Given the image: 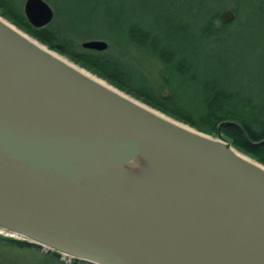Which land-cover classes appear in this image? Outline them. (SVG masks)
<instances>
[{
    "label": "water",
    "instance_id": "obj_1",
    "mask_svg": "<svg viewBox=\"0 0 264 264\" xmlns=\"http://www.w3.org/2000/svg\"><path fill=\"white\" fill-rule=\"evenodd\" d=\"M22 13L53 17L43 0ZM1 19V230L84 264H264V167L218 136L226 122L201 134ZM138 155L153 174L131 194L83 185Z\"/></svg>",
    "mask_w": 264,
    "mask_h": 264
},
{
    "label": "trees",
    "instance_id": "obj_2",
    "mask_svg": "<svg viewBox=\"0 0 264 264\" xmlns=\"http://www.w3.org/2000/svg\"><path fill=\"white\" fill-rule=\"evenodd\" d=\"M21 4L0 0V17L47 50L201 134L216 138L217 126L226 122L218 136L264 166V0H78L66 12L52 10L51 22L41 28L26 21ZM223 10L232 12V22L218 20ZM89 40L104 42L106 49H82ZM151 65L158 68L160 85L143 73ZM183 90L189 99L180 105L176 96ZM196 117L211 130H200ZM0 244L39 249L1 237ZM45 254L51 263L58 257Z\"/></svg>",
    "mask_w": 264,
    "mask_h": 264
},
{
    "label": "rangeland",
    "instance_id": "obj_3",
    "mask_svg": "<svg viewBox=\"0 0 264 264\" xmlns=\"http://www.w3.org/2000/svg\"><path fill=\"white\" fill-rule=\"evenodd\" d=\"M15 1H17V2L22 1L21 5H23V2H24V0H15ZM44 1L51 8V10H53L54 12H57L58 10H64V12H66V11H68L69 8L76 6L77 5L76 3L78 0H44ZM21 8H22V6H21ZM64 59H66V58H64ZM69 62H71V61H69ZM143 64L148 65V63L146 61L143 62ZM73 65H75V64H73ZM75 66H77V65H75ZM157 70H158L157 66L154 67L153 65H151L150 67H146L145 69L143 68V73L145 74V76L148 78V80L151 83H154L155 85H160ZM166 92L167 91H163V94ZM188 99H189V93H187L186 90L179 91L178 95L176 96V100L178 101V104H180V105L186 104ZM234 108L237 109L238 105H235ZM181 113L183 114V112H181ZM169 118L173 119L172 117H169ZM179 123H182V122L179 121ZM193 123L196 126H198V128L200 130H203V131L208 130V132L211 130V128L209 127L210 123L208 124V122H202L199 120V118L197 119V117L193 118ZM182 124L186 125L185 123H182ZM186 126H188V125H186ZM188 127H190V126H188ZM190 128H192V127H190ZM192 129H194V128H192ZM246 157H248V156H246ZM259 165H261V164H259ZM0 237L3 239H12V240L21 241V240H18V238H14L13 236H11L9 234H5V235L0 234ZM45 256H47V258H45ZM53 260L54 261L51 263L50 262L51 259H48V254H45V250L41 249V248H39V249H32V248L17 249V248H14L12 245L7 247L6 244L5 245L0 244V264H58L57 261L60 262L61 264H70L71 263L70 260L63 258V257H56Z\"/></svg>",
    "mask_w": 264,
    "mask_h": 264
},
{
    "label": "bare ground",
    "instance_id": "obj_4",
    "mask_svg": "<svg viewBox=\"0 0 264 264\" xmlns=\"http://www.w3.org/2000/svg\"><path fill=\"white\" fill-rule=\"evenodd\" d=\"M2 21L6 23V21L4 20ZM8 26H10V24H8ZM64 60L69 64H71L72 66H74L75 68L79 69V67L73 65L71 62L67 61L66 59ZM80 71L94 78V76L87 73L86 71L83 70ZM152 174H153V170L151 169V166L142 156L138 155L130 162L117 167L112 172L105 173L100 176L88 179L86 181H83L82 183L84 186H89V187L97 186L107 189L109 188L113 190H118L120 192L122 191L123 193H125V195H129L131 194V192H129L128 190L129 187L131 188L130 185H132L134 182L137 181L147 180L152 176ZM117 183L119 184V188L121 189H118ZM2 231L3 230H0V234L5 235V233Z\"/></svg>",
    "mask_w": 264,
    "mask_h": 264
}]
</instances>
